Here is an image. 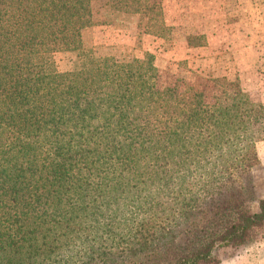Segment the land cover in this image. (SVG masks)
Returning a JSON list of instances; mask_svg holds the SVG:
<instances>
[{
    "label": "trees",
    "instance_id": "16d2710c",
    "mask_svg": "<svg viewBox=\"0 0 264 264\" xmlns=\"http://www.w3.org/2000/svg\"><path fill=\"white\" fill-rule=\"evenodd\" d=\"M94 1L168 29L152 0H0V264H217L264 230V104L226 78L213 102L160 89L151 55L96 57Z\"/></svg>",
    "mask_w": 264,
    "mask_h": 264
},
{
    "label": "rangeland",
    "instance_id": "374dc122",
    "mask_svg": "<svg viewBox=\"0 0 264 264\" xmlns=\"http://www.w3.org/2000/svg\"><path fill=\"white\" fill-rule=\"evenodd\" d=\"M152 1L162 5L168 27L159 34L160 36L143 31L148 28L147 16L116 12L110 8L108 1H94L92 4L96 12L93 17L94 26L83 30L82 38L84 39V33L91 28L102 35L100 41L95 42L96 48H87L93 49L96 57H115L120 62L153 56L154 65L158 69L160 89L178 86L184 95L186 89L193 85L208 102H213L215 90L211 80L226 78L237 82L253 102L264 104V0ZM143 18L146 20L143 21ZM223 20L232 23L235 20L238 25L237 22H242L244 24L242 32H252L254 37L248 40L243 33L240 36L238 32L240 29L236 25L232 29L237 37L230 45V49L195 54L193 51L184 52L176 43L180 35H183L182 37L187 35L190 47L199 45L210 47L212 26ZM169 22L175 25L169 26ZM192 24L202 26V29L198 31ZM132 40L136 41L135 45ZM257 54L262 56L244 61V56L253 58ZM186 56H192L194 59L185 60ZM202 56L206 61L197 62V58ZM54 60L60 73H70L75 68L76 53L58 52L54 55ZM254 132L261 161L260 166L254 170V184L257 196L264 197L262 126L255 125ZM214 256L217 264H264V230L257 232L248 245L239 248L222 246L215 250Z\"/></svg>",
    "mask_w": 264,
    "mask_h": 264
},
{
    "label": "crops",
    "instance_id": "0c3cea01",
    "mask_svg": "<svg viewBox=\"0 0 264 264\" xmlns=\"http://www.w3.org/2000/svg\"><path fill=\"white\" fill-rule=\"evenodd\" d=\"M145 20L146 19L143 18V21H145ZM237 23H239V25L236 24L235 20L233 23L230 22L229 20L228 21L223 20V21H219V23H216L214 26H212L210 39H209V42L211 41V43H209L211 45L210 47H207L206 45H202V46L199 45L196 47H190L188 39H187V35H185V37H182L183 35H180V37L177 38L176 43L179 44L180 45L179 48H181V50H183L186 53L193 51L195 54H204V53L207 54L209 51H210V53L211 52L213 53V52H219V50H222L224 48L230 49V45H232L234 43V41H236V37H237L236 33H234L232 28H234V27H236V25H238V28L240 29L238 31L240 36H242V33H243L242 27H244V24L242 22H237ZM168 24H169V26L175 25L172 22H169ZM247 24H249V22H247ZM249 25H247V27ZM192 27L196 28L198 31H200L202 29V26H199L196 24L195 25L192 24ZM143 31H145V29H143ZM195 33H196V30H195ZM205 34H207V33H205ZM243 34L246 36V38H248V40H250V38L254 37V34L252 32H249V31H244ZM101 35H102L101 32H99L97 30H93L92 28H91V30L86 31L84 33V39H83L85 46L96 48L97 44L95 42H96V40L100 41ZM129 40H131V39H129ZM132 41H133V45H135L136 41L135 40H132ZM99 44L105 45V43H103V42H99ZM225 44H226V47H224ZM181 45H182V47H181ZM245 50H246V52H248L247 48H245ZM170 53H172V52H170ZM242 55H244V54H242ZM259 56H262V55L257 54L253 58H250L251 56H247V57L244 56V61L245 60L249 61L251 59L260 58ZM192 59H194V57H192V56H186V58H185V60H192ZM198 59H201V60H198ZM203 59H204L203 56L198 57L196 61L203 63L206 61Z\"/></svg>",
    "mask_w": 264,
    "mask_h": 264
}]
</instances>
